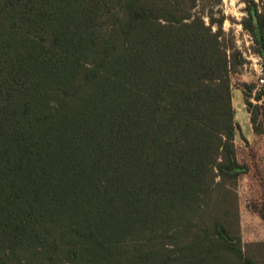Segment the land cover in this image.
Here are the masks:
<instances>
[{
    "label": "trees",
    "instance_id": "1",
    "mask_svg": "<svg viewBox=\"0 0 264 264\" xmlns=\"http://www.w3.org/2000/svg\"><path fill=\"white\" fill-rule=\"evenodd\" d=\"M97 2L0 6V250L61 246L86 264H264L217 222L195 223L178 248L128 250L144 235L176 239L207 191L246 169L221 24L124 0L100 39ZM245 3L242 27L264 70V0ZM262 96L245 101L255 135Z\"/></svg>",
    "mask_w": 264,
    "mask_h": 264
},
{
    "label": "rangeland",
    "instance_id": "2",
    "mask_svg": "<svg viewBox=\"0 0 264 264\" xmlns=\"http://www.w3.org/2000/svg\"><path fill=\"white\" fill-rule=\"evenodd\" d=\"M5 0H0V6ZM143 5H157L175 9L181 15L199 17L207 26L216 31L221 24L219 42L230 57V93L237 125L234 137L237 161L245 167L244 173L236 181H227L219 187H212L203 196L198 210L188 216V221L179 229L176 239L153 240L144 235L132 243L128 250L147 251L162 246L179 247L183 239L196 233L195 223H221L229 237L240 239L245 255L255 256L264 263V133L252 132L250 116L245 101L256 104V93L264 90L259 84L263 78V61L259 48L251 35L243 29L242 22L247 18L246 1L257 5L259 0H137ZM124 0H98L95 6L96 21L93 33L96 38H107L116 30L123 19ZM251 7L252 3H249ZM3 12L1 15H5ZM244 85H250L247 90ZM259 104L264 105V96ZM264 130V115L258 118ZM24 245L21 248L0 250V264H86L84 253L75 259L67 256V249L60 246L52 250L50 246L35 249ZM161 249V248H160ZM175 256L178 254L175 253Z\"/></svg>",
    "mask_w": 264,
    "mask_h": 264
},
{
    "label": "built area",
    "instance_id": "3",
    "mask_svg": "<svg viewBox=\"0 0 264 264\" xmlns=\"http://www.w3.org/2000/svg\"><path fill=\"white\" fill-rule=\"evenodd\" d=\"M259 84H260L261 86H264V74H263V78L260 79Z\"/></svg>",
    "mask_w": 264,
    "mask_h": 264
}]
</instances>
